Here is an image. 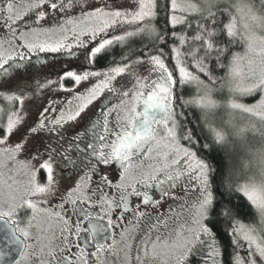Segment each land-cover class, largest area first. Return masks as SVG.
Masks as SVG:
<instances>
[{
	"label": "snow or ice",
	"instance_id": "snow-or-ice-1",
	"mask_svg": "<svg viewBox=\"0 0 264 264\" xmlns=\"http://www.w3.org/2000/svg\"><path fill=\"white\" fill-rule=\"evenodd\" d=\"M116 261L264 264V0H0V264Z\"/></svg>",
	"mask_w": 264,
	"mask_h": 264
},
{
	"label": "flooded vegetation",
	"instance_id": "flooded-vegetation-1",
	"mask_svg": "<svg viewBox=\"0 0 264 264\" xmlns=\"http://www.w3.org/2000/svg\"><path fill=\"white\" fill-rule=\"evenodd\" d=\"M142 110V109H141ZM178 191V194H179V190ZM170 203H173L171 200H168L167 198L165 199V203L164 205L161 207L160 211H166L167 209V205L170 204ZM115 264H119V261H116Z\"/></svg>",
	"mask_w": 264,
	"mask_h": 264
},
{
	"label": "rangeland",
	"instance_id": "rangeland-1",
	"mask_svg": "<svg viewBox=\"0 0 264 264\" xmlns=\"http://www.w3.org/2000/svg\"><path fill=\"white\" fill-rule=\"evenodd\" d=\"M237 118H238V119L240 118L239 115H237Z\"/></svg>",
	"mask_w": 264,
	"mask_h": 264
}]
</instances>
